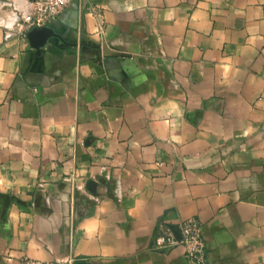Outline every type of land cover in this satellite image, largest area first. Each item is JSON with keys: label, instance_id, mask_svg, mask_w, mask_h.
<instances>
[{"label": "crops", "instance_id": "obj_1", "mask_svg": "<svg viewBox=\"0 0 264 264\" xmlns=\"http://www.w3.org/2000/svg\"><path fill=\"white\" fill-rule=\"evenodd\" d=\"M33 5L0 0V264H196L188 220L264 264V0H72L40 48Z\"/></svg>", "mask_w": 264, "mask_h": 264}, {"label": "built area", "instance_id": "obj_2", "mask_svg": "<svg viewBox=\"0 0 264 264\" xmlns=\"http://www.w3.org/2000/svg\"><path fill=\"white\" fill-rule=\"evenodd\" d=\"M72 0H34L31 12L21 15L16 25L27 35L33 28L43 27L58 18L65 7ZM181 239L179 242L186 247V258L196 264H208L206 258V244L203 238L201 225L198 221L188 220L181 225ZM176 239L168 229L166 234L157 238L160 248H170ZM76 259L71 257L66 264H75ZM21 264H65L59 260H41L28 256L22 258Z\"/></svg>", "mask_w": 264, "mask_h": 264}, {"label": "water", "instance_id": "obj_3", "mask_svg": "<svg viewBox=\"0 0 264 264\" xmlns=\"http://www.w3.org/2000/svg\"><path fill=\"white\" fill-rule=\"evenodd\" d=\"M27 37L32 44V46L36 48H40L44 46L47 41L52 37H61L52 27L50 26H43L33 28L27 33ZM96 183L94 181H89V188L94 190ZM175 234L178 239H181V229L178 226H175ZM75 264H87V262H77Z\"/></svg>", "mask_w": 264, "mask_h": 264}]
</instances>
